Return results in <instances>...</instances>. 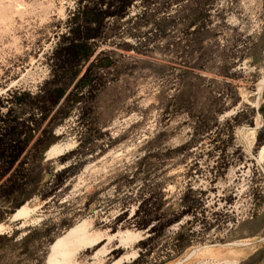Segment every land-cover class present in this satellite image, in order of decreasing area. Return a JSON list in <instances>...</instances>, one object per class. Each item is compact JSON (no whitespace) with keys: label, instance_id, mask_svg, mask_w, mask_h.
I'll return each mask as SVG.
<instances>
[{"label":"rangeland","instance_id":"obj_1","mask_svg":"<svg viewBox=\"0 0 264 264\" xmlns=\"http://www.w3.org/2000/svg\"><path fill=\"white\" fill-rule=\"evenodd\" d=\"M78 5L0 0L4 101L38 92ZM105 21L95 54L112 64L98 71L92 112L82 115L86 100L48 123L57 149L44 153L41 187L9 198L0 188V264H50L80 222L100 238L77 264L131 262L150 235L133 216L141 202L149 226L180 214L144 264H264V0H133Z\"/></svg>","mask_w":264,"mask_h":264},{"label":"trees","instance_id":"obj_2","mask_svg":"<svg viewBox=\"0 0 264 264\" xmlns=\"http://www.w3.org/2000/svg\"><path fill=\"white\" fill-rule=\"evenodd\" d=\"M132 1L78 0L79 5L70 19L68 31L59 36L52 49L48 61L49 76L38 92H22L5 101L0 97V108H7L0 115V188H7V198L23 192L30 184H34L35 188L41 187L43 172L40 164L49 144L56 139L52 134L53 127L49 126L50 122L66 116L68 105H80L86 100L89 105L82 107V115L92 112L93 93L101 82L98 71L112 64L111 58H102L100 52L95 54L97 42L105 36V19L123 18ZM102 5L105 7L102 8ZM83 64L86 66L81 73ZM32 109L39 110L38 119H33L31 115L23 117L26 111ZM45 121L47 125L41 129ZM35 132L39 134L34 139ZM65 157L59 160L63 161ZM69 167L53 173L49 182L55 186L60 185V177ZM39 195L45 196L41 193ZM133 216L139 218L137 227L145 229L150 235L138 242V255L126 264H144L150 254L147 244L161 236L167 226L179 221L180 214L165 221L158 220L149 226L150 220L141 202L136 206ZM176 238L181 244L184 242L182 234L177 233Z\"/></svg>","mask_w":264,"mask_h":264},{"label":"bare ground","instance_id":"obj_3","mask_svg":"<svg viewBox=\"0 0 264 264\" xmlns=\"http://www.w3.org/2000/svg\"><path fill=\"white\" fill-rule=\"evenodd\" d=\"M56 149V146L51 145L46 151V154L48 156L52 154L55 155ZM25 210L26 209H24V206H21L16 211L15 216H21V214H23ZM1 228L2 225H0V230ZM88 233L84 226V222L72 225L66 232H64L56 239L54 246L51 249L50 264H77V260L81 251L87 247L97 244L99 241L100 235H89ZM121 233H124V231ZM97 254H94V258Z\"/></svg>","mask_w":264,"mask_h":264},{"label":"built area","instance_id":"obj_4","mask_svg":"<svg viewBox=\"0 0 264 264\" xmlns=\"http://www.w3.org/2000/svg\"><path fill=\"white\" fill-rule=\"evenodd\" d=\"M178 225V224H177Z\"/></svg>","mask_w":264,"mask_h":264}]
</instances>
